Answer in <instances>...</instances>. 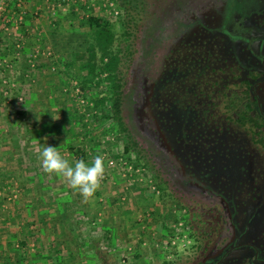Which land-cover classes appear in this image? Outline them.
I'll return each instance as SVG.
<instances>
[{
	"label": "rangeland",
	"instance_id": "1",
	"mask_svg": "<svg viewBox=\"0 0 264 264\" xmlns=\"http://www.w3.org/2000/svg\"><path fill=\"white\" fill-rule=\"evenodd\" d=\"M145 1L148 3L145 15L155 25L172 27L173 16L182 23H193L198 16L203 18L206 14L203 23H208V28L224 30L234 38L249 34L252 29L256 32L250 35L257 36L259 29L264 28V0ZM35 4V7L25 8L31 10L33 18L26 14L21 24L11 20L5 25L7 19L0 24V213L7 223L0 228L1 235H7L5 230H10V223L17 220L19 223V230L16 229L19 235L11 241L8 237L0 248V264H162L163 256L167 257L174 250L164 226L174 225L177 217H187L185 228L203 235L211 234L212 239L224 234L226 226L220 209H186L176 201L161 200L156 195L159 191L156 183L147 184L153 175L151 168L142 172L144 168L125 166L119 161L128 158L122 141L99 134L93 138L81 127L78 112L85 113L83 105L86 104L79 97V91L74 90L80 75L79 59L84 57V52L79 50L83 36L79 34L90 31L86 21L92 16L108 20L116 30L123 27L125 16L114 19L102 6L87 9L74 3L60 8L43 0ZM195 6L201 7L200 10ZM14 11L8 10L11 15ZM30 17L32 21L28 22ZM26 26L31 28L29 34L23 30ZM73 27L78 32L76 36L72 35ZM206 38L199 56L191 57L192 53L187 52L179 62V74H160L156 86L148 77L144 78L146 83L141 82L140 73L145 72L151 60L136 62L133 72L138 78L130 84L138 87L139 94L132 96L138 103L133 105L131 101L130 109L134 108V117L140 122L139 131L153 136L145 125L146 108L148 101L165 88L163 78L176 82L186 77L191 92L208 90L211 83L220 81L223 49L227 43L211 37L209 44ZM187 56L195 63L185 61ZM242 59L251 64L248 68L255 67L246 55ZM159 64L162 63L159 61ZM201 69L217 72L204 78L209 81L204 87L200 84L204 80L199 79L204 77ZM234 91H228L230 98L235 95ZM259 95L263 100L264 89ZM202 100L206 103V97ZM173 112L179 126L198 129L196 134L192 136L190 132V135L199 143L205 119L197 122L193 112L185 114L175 108ZM52 116L60 119L54 120ZM217 117L218 121L223 120L220 114ZM88 128L94 132L93 126ZM167 128L163 138L169 139L173 130L170 125ZM230 133L232 149L249 150L243 130L231 127ZM208 142L206 139L205 143ZM47 145L57 148L70 164L82 159L75 154L78 148L86 151L88 159L84 161L88 164L101 156L105 176L96 191L99 196L95 192L85 200L61 175L44 172L39 158ZM252 155L256 157L255 150ZM152 186L156 187V192L152 191ZM26 232L35 239L25 240L27 244L23 246ZM211 245L207 252L196 257L191 250H186L182 241L177 243V248L184 261L188 256L193 257L191 264H200L213 255L216 246ZM10 255H13L11 260Z\"/></svg>",
	"mask_w": 264,
	"mask_h": 264
},
{
	"label": "trees",
	"instance_id": "2",
	"mask_svg": "<svg viewBox=\"0 0 264 264\" xmlns=\"http://www.w3.org/2000/svg\"><path fill=\"white\" fill-rule=\"evenodd\" d=\"M115 1L125 16L123 27L116 30L108 20L92 16L86 21L90 31L79 34L83 36L79 50L84 52V57L79 59L80 75L74 90L79 91V97L86 104L83 105L85 113L78 112L81 127L93 138V135L99 134L105 138L115 136L122 141L129 165L144 168L141 171L148 168L153 170L151 181L147 184L156 183L159 190L156 195L161 200L176 201L186 209L217 207L221 210L226 228L224 234H217L215 241L211 234L188 230L190 243L186 244V250H191L193 257L207 252L211 244L216 246L212 251L214 254L240 235H262L264 99L258 95L264 89V83L256 81L264 79V73L248 68L251 64L243 61L242 56L246 55L255 65L260 66V62L251 55L246 45L235 42L226 31L208 28V23H203L206 14L188 24L173 16L172 27L160 26L151 23L145 15L148 6L145 0ZM195 8L200 10L201 7ZM83 11L87 12L85 9ZM77 33L73 27L72 35L76 36ZM205 36L209 44L211 37L222 43L224 39L227 43L223 49V76L220 81L215 80L208 90L191 92L187 88L186 77L176 82L172 78H163L165 88L148 101L146 108L148 117L145 125L153 136L139 131L137 125L140 122L134 117V108L130 109L131 101L133 105L138 103L132 99V96L139 94L136 91L138 87L130 84L138 78L133 72L136 62L151 60L147 71L140 73L143 77L141 82L146 83L148 77L156 86L160 74H179V62L181 59L183 61L187 52L192 53L191 57L199 56L206 45ZM191 57L187 56L184 60H191ZM213 71L201 69L204 77L199 79L204 80L217 73ZM200 84L204 87L209 81L204 80ZM231 89H235V95L230 98L228 91ZM205 97L206 103L202 100ZM174 108L185 114L195 113L197 122L205 119L204 131L198 137L199 143L190 135V132L192 136L196 134L198 129L179 126ZM219 114L223 120H217ZM169 125L173 133L166 139L163 136L167 134ZM89 126L94 127V132L90 131ZM231 127L243 130L250 151L247 148L246 151L232 149ZM206 139L208 143H205ZM252 150H255L256 157H253ZM75 154L85 161L88 159L84 149L78 148ZM96 196H99L98 192ZM180 218L174 219L175 228L173 225L164 226L170 236L169 243L177 236L181 238L185 235V231L177 226L180 222L184 225L188 223L187 217ZM22 244L26 246V243ZM173 249L167 257L163 256L162 264L192 263L193 257L186 256L185 261L180 257L177 245ZM243 264L251 263L245 259Z\"/></svg>",
	"mask_w": 264,
	"mask_h": 264
},
{
	"label": "flooded vegetation",
	"instance_id": "3",
	"mask_svg": "<svg viewBox=\"0 0 264 264\" xmlns=\"http://www.w3.org/2000/svg\"><path fill=\"white\" fill-rule=\"evenodd\" d=\"M259 30L260 33L257 36L250 35L256 32L255 29H252L249 34L240 38L233 37V39L235 42L239 41L247 46L251 55L260 62V66L255 65L253 68L264 73V28ZM227 35H229L228 32ZM257 83H264V79L259 78ZM245 259H248L251 264H264L263 232L262 235L256 237L244 235L236 237L230 244L223 246V249L203 259L200 264H243Z\"/></svg>",
	"mask_w": 264,
	"mask_h": 264
},
{
	"label": "clouds",
	"instance_id": "4",
	"mask_svg": "<svg viewBox=\"0 0 264 264\" xmlns=\"http://www.w3.org/2000/svg\"><path fill=\"white\" fill-rule=\"evenodd\" d=\"M52 118L60 119H55L53 116ZM39 159L44 172L61 175L72 189L80 192L85 200L95 194L104 176V161L101 156H96L91 164L83 159L75 160L70 164L60 155L57 148L47 145L43 147Z\"/></svg>",
	"mask_w": 264,
	"mask_h": 264
},
{
	"label": "built area",
	"instance_id": "5",
	"mask_svg": "<svg viewBox=\"0 0 264 264\" xmlns=\"http://www.w3.org/2000/svg\"><path fill=\"white\" fill-rule=\"evenodd\" d=\"M45 2L48 4H55L60 8L62 6L63 7L70 6L74 3L80 4L81 6H85L87 9L90 8L99 9L102 6L107 11H110L109 15L112 18L117 20L122 18V12L115 0H45ZM12 7L19 9L18 12L16 13L14 12L13 15L9 14L8 12L9 8ZM25 14L26 11L24 8V0H0V24L2 20L5 19H7L5 25L11 23V20H15L21 24L24 21ZM119 161L123 163L125 166L128 164V162L124 161V159L122 158L119 159ZM144 171L145 170H143L142 172ZM151 189L152 191L156 192V187L152 186ZM173 227L175 228L176 225L174 224ZM177 227H179V229H183L185 231L184 232L185 235L181 238L177 236L175 239L171 240L170 246L174 247L177 245L178 242L181 241L184 242V245L186 246V244L190 243V240H188L187 238L188 229L185 228L186 226L183 224V222H180Z\"/></svg>",
	"mask_w": 264,
	"mask_h": 264
},
{
	"label": "crops",
	"instance_id": "6",
	"mask_svg": "<svg viewBox=\"0 0 264 264\" xmlns=\"http://www.w3.org/2000/svg\"><path fill=\"white\" fill-rule=\"evenodd\" d=\"M39 0H24V8H26L27 6H31V7H35L36 6V2H38ZM43 2L44 3H46L45 2V0H43ZM37 8H39V6H37ZM15 13L16 12H18V10L19 9H17V8H15V7H12L11 8ZM26 10V9H25ZM29 10V9H28ZM28 12V13H27ZM26 14H29L30 16L31 15H33L32 13H31V10H29V11H27L26 10ZM26 14H25V16H26ZM36 14L37 15H39L37 12H36ZM32 17V16H31ZM30 17V19H28V22H31L32 20V18ZM27 19H26V21H27ZM30 25V24H29ZM23 30H24V32L26 33V34H29V32L31 31V28L30 27H24L23 28ZM3 210V209H2ZM3 216H2V213H0V228H2V227H4L5 225H7V223H5V221H4V219L2 218ZM18 221V220H17ZM17 221H13L12 223H10L9 225H11V227H10V230H9V228H7L5 231H7V235H5V236H3V235H1L2 234V232L0 231V248H2V245H3V243L6 241V239H8V237H10V239H8V241L10 240L11 241V239H15L14 238V236H16V235H19V232H18V230H19V223L17 222ZM30 224V223H29ZM15 228V229H14ZM16 229H18V230H16ZM9 230V231H8ZM14 231H15V235H14ZM25 236H27V238L25 237ZM7 237V238H6ZM23 243L25 242V240L27 241L28 239H30L31 237H30V234H29V232H26L24 235H23ZM31 239H35V237H33V238H31ZM27 242H30V241H27ZM27 244V243H26ZM13 257V255H10V260L11 259H13L12 257Z\"/></svg>",
	"mask_w": 264,
	"mask_h": 264
}]
</instances>
